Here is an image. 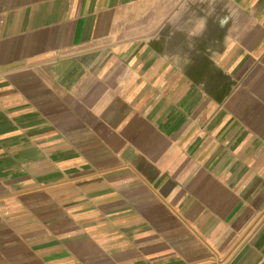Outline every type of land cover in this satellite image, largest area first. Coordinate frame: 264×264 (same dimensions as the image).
<instances>
[{"label":"crops","instance_id":"0c3cea01","mask_svg":"<svg viewBox=\"0 0 264 264\" xmlns=\"http://www.w3.org/2000/svg\"><path fill=\"white\" fill-rule=\"evenodd\" d=\"M0 264H264V0H0Z\"/></svg>","mask_w":264,"mask_h":264}]
</instances>
